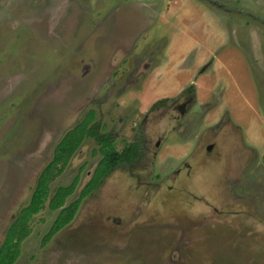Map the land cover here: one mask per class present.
<instances>
[{
  "label": "rangeland",
  "instance_id": "obj_1",
  "mask_svg": "<svg viewBox=\"0 0 264 264\" xmlns=\"http://www.w3.org/2000/svg\"><path fill=\"white\" fill-rule=\"evenodd\" d=\"M90 111L139 154L47 244L60 211L35 215L16 264H264V0H0V250Z\"/></svg>",
  "mask_w": 264,
  "mask_h": 264
},
{
  "label": "trees",
  "instance_id": "obj_2",
  "mask_svg": "<svg viewBox=\"0 0 264 264\" xmlns=\"http://www.w3.org/2000/svg\"><path fill=\"white\" fill-rule=\"evenodd\" d=\"M165 101L161 100L155 107ZM101 129L100 124L96 120L95 111H90L82 122L67 132L57 145L54 159L45 167L38 179L30 204L20 212L8 231L6 241L0 250V264H16L19 260L22 245L32 233L30 221L35 215L46 208L51 211H60L57 220L45 239L44 243L47 244L57 233L74 221L82 202L95 193L120 164L130 163L137 158L139 154L138 144H130L123 151H119L115 146L113 136L101 133ZM87 139L96 140L100 147L99 153L102 155V160L95 170L91 181L82 191L80 198L71 205H67L68 200L77 191L80 177L78 176L69 186L59 187L53 195L52 185L65 173Z\"/></svg>",
  "mask_w": 264,
  "mask_h": 264
}]
</instances>
